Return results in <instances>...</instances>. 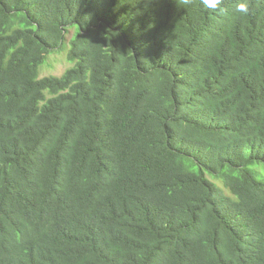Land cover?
Segmentation results:
<instances>
[{"label":"trees","instance_id":"obj_1","mask_svg":"<svg viewBox=\"0 0 264 264\" xmlns=\"http://www.w3.org/2000/svg\"><path fill=\"white\" fill-rule=\"evenodd\" d=\"M0 264H264V0H0Z\"/></svg>","mask_w":264,"mask_h":264},{"label":"rangeland","instance_id":"obj_2","mask_svg":"<svg viewBox=\"0 0 264 264\" xmlns=\"http://www.w3.org/2000/svg\"><path fill=\"white\" fill-rule=\"evenodd\" d=\"M71 66H73V63L68 61L64 55L53 53L49 56L46 63L41 66V76H61L65 70Z\"/></svg>","mask_w":264,"mask_h":264},{"label":"clouds","instance_id":"obj_3","mask_svg":"<svg viewBox=\"0 0 264 264\" xmlns=\"http://www.w3.org/2000/svg\"><path fill=\"white\" fill-rule=\"evenodd\" d=\"M186 3H190V0H185ZM204 4L208 7L216 8L218 5L221 4V0H203ZM236 11L240 14H247L248 7L245 3H238L236 5Z\"/></svg>","mask_w":264,"mask_h":264}]
</instances>
